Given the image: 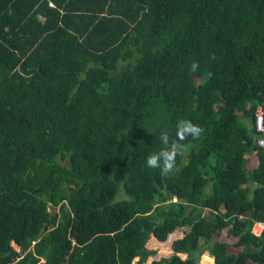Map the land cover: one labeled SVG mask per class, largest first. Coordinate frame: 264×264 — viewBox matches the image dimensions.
Returning <instances> with one entry per match:
<instances>
[{
    "label": "trees",
    "instance_id": "1",
    "mask_svg": "<svg viewBox=\"0 0 264 264\" xmlns=\"http://www.w3.org/2000/svg\"><path fill=\"white\" fill-rule=\"evenodd\" d=\"M259 108L264 0H0V264H264Z\"/></svg>",
    "mask_w": 264,
    "mask_h": 264
},
{
    "label": "clouds",
    "instance_id": "2",
    "mask_svg": "<svg viewBox=\"0 0 264 264\" xmlns=\"http://www.w3.org/2000/svg\"><path fill=\"white\" fill-rule=\"evenodd\" d=\"M195 67V65L193 66ZM203 128L194 124L190 120L181 119L176 124V136L183 140L186 137L197 138L203 133ZM160 140L163 144H169V134L167 131L160 133ZM181 145L162 148L160 151L149 155L146 159V166L149 168H159L162 172L168 173L173 170L177 151L180 150ZM262 225V224H256Z\"/></svg>",
    "mask_w": 264,
    "mask_h": 264
},
{
    "label": "rangeland",
    "instance_id": "3",
    "mask_svg": "<svg viewBox=\"0 0 264 264\" xmlns=\"http://www.w3.org/2000/svg\"><path fill=\"white\" fill-rule=\"evenodd\" d=\"M252 163L254 165L255 158H252ZM181 235H182V233H181V231H179L176 234L171 235L169 240L165 243L158 242L155 238L150 237V239L147 241V243L145 245L143 255L139 259L137 258L133 264H137L138 260H142L144 262V264H149V261L152 258L158 259L162 256H169L170 255L171 240L176 238L177 236H181ZM147 254H150V255H147ZM196 255H199V254L197 253ZM199 263L200 264H213V261L208 256L207 252H203L201 255H199Z\"/></svg>",
    "mask_w": 264,
    "mask_h": 264
},
{
    "label": "built area",
    "instance_id": "4",
    "mask_svg": "<svg viewBox=\"0 0 264 264\" xmlns=\"http://www.w3.org/2000/svg\"><path fill=\"white\" fill-rule=\"evenodd\" d=\"M255 128L258 132L256 137L257 145L264 149V114L262 110L259 108L255 114ZM262 229V225H256L254 228V232L259 234Z\"/></svg>",
    "mask_w": 264,
    "mask_h": 264
}]
</instances>
